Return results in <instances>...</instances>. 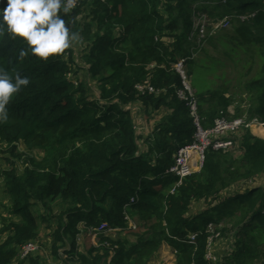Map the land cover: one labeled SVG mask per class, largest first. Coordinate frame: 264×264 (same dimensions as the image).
I'll return each instance as SVG.
<instances>
[{"label":"trees","instance_id":"1","mask_svg":"<svg viewBox=\"0 0 264 264\" xmlns=\"http://www.w3.org/2000/svg\"><path fill=\"white\" fill-rule=\"evenodd\" d=\"M199 9L211 12L212 19L232 14L231 26L197 44L190 34ZM60 14L86 44L87 72L99 77L100 95L91 97L89 82L76 84L69 76L78 69L76 42L47 60L30 52L20 59L27 48L23 40L6 31L0 35V68L13 78L19 73L30 79L9 101V119L0 123V153L8 163L0 171V199H9L0 205V264L39 263L34 252L23 256L22 248L37 240L54 205L60 209L55 228L48 225L53 252L59 257L64 248L70 264H150L164 243L175 252V264H213L206 258L210 222L221 235L226 224L235 230L233 259L216 264L264 261V185L227 193L264 174V137L246 129L234 149L207 150L202 169L174 192L180 178L165 171L196 129L189 106L176 94L182 79L173 63L185 58L191 76L193 66L206 64L196 58L203 49L209 56L207 44L218 51L220 42L219 51L248 74L258 64L249 80L237 82L249 90L241 101L248 103L249 117L264 122V0H79L69 14ZM138 83L161 91L141 93ZM212 87L196 91L206 127L222 111L243 116L242 107L237 105L235 114L234 99L225 94L229 86ZM132 106L140 107L136 117ZM142 113L147 122L155 120L145 151L135 124ZM21 142L26 150L19 151ZM35 149L43 155L35 156ZM132 196L137 200L130 203ZM193 200L209 202V209L193 212ZM126 205L136 230L127 228ZM103 224L122 229L98 233L97 243L80 252L81 232L94 234ZM127 232H135L136 239Z\"/></svg>","mask_w":264,"mask_h":264},{"label":"rangeland","instance_id":"2","mask_svg":"<svg viewBox=\"0 0 264 264\" xmlns=\"http://www.w3.org/2000/svg\"><path fill=\"white\" fill-rule=\"evenodd\" d=\"M193 5V4H192ZM200 10V9H199ZM208 10L201 9L198 12H204L207 13L209 16L211 15V12H206ZM194 14V13H193ZM193 14L191 19H193ZM166 41L169 42V39L167 38ZM231 42V41H230ZM232 44V42H231ZM85 43H83L82 39H80L79 42H76L73 44L75 47V56H76V61L78 65V69L75 71H72L70 73V78H72L76 84L78 82H84L85 81L89 82L88 84L91 85L89 93L91 94V97H99L100 95V81L99 77L92 78L88 75L87 69L89 65L85 62ZM72 46V47H73ZM213 46L207 44L205 48L208 49L209 56H207L203 51L204 49L197 54L196 59H202L206 64H204L202 61V64H198L197 66H193L192 74L190 76V81L192 87L195 89V91H199L201 88L213 86L214 88L218 86H222L225 84V86H229L228 92H225L226 96H231L234 99L233 105H234V110L236 114V106L240 105L243 109L242 115H246L249 117V113L247 112L248 108V103L246 102H241L242 99L247 98L249 94V90L244 87L243 84L238 85V80L239 78H244V80H249L250 76L255 74V71L259 67L258 64H256V68L252 71V74H248V69L241 67H237L235 65V62L227 57L226 55H223L219 50L223 48V45L219 42V50L217 51L212 48ZM230 47H225L224 49H228ZM238 53L242 55V51L240 48L237 49ZM233 56V55H232ZM238 56H233L234 58H237ZM174 64V63H173ZM77 67V66H76ZM74 67V69L76 68ZM215 85V86H214ZM212 87V88H213ZM132 111L136 110L135 117L137 116V111L140 112V107L135 106L131 107ZM134 108V109H133ZM234 110H232L231 114L234 115ZM133 111V112H134ZM139 116L135 120V124L137 126V131L138 134H140V145L142 151H145L148 149L147 146L149 144L145 143V139L147 138V135L151 132L152 129V124L155 122L154 119H151L152 121H146V116L144 113H142V118L140 119L141 115L138 114ZM144 116V117H143ZM145 118V121H144ZM249 118H252L249 117ZM264 128L254 125L253 127L250 128V130L257 136L264 137ZM257 131V132H256ZM256 132V133H255ZM239 144V140L236 139L234 142V145L232 148L234 149L236 145ZM231 148V150H232ZM19 151L26 150V146L23 142L19 143ZM211 149V148H209ZM208 149V150H209ZM225 148H222L224 150ZM230 149V148H229ZM228 149V150H229ZM226 150V151H228ZM34 155L37 157H40L43 155L41 150L35 149L34 150ZM232 154V153H231ZM4 155V154H3ZM0 153V171L4 167L8 165L7 161L5 160V157ZM236 157L241 156V152L235 153ZM155 157V156H152ZM18 168L23 170V164H21V161L17 162ZM243 180V183H237L233 185L230 189H228L227 193H237L239 191H242L245 186L247 185H264V174L262 176H258L256 178H253L251 181ZM2 180L0 178V184ZM242 182V181H240ZM9 199L8 197H4L0 199V205L3 203H8ZM209 202L203 201V200H193L192 203V211L193 212H203L209 209ZM54 211L52 212H47L46 214L48 215V221H41V229L37 240H35L36 244L39 245V248L36 250V252L33 253V256H38L39 257V263L38 264H70L67 262L66 257L67 254L64 252V248L59 249V257H56L53 252V240L49 236L50 233V228L49 224H51L54 228L56 226V218L55 215L58 213L60 208H57L56 205H54ZM42 211L44 209L41 208ZM2 213H4L3 210H0ZM209 214V213H208ZM2 225V221L0 220V227ZM84 224H80V227H83ZM53 228V229H54ZM145 228H139L140 231H143ZM84 232V231H83ZM220 233V231H217L215 233V236L212 240V248L218 250V249H224L221 254L219 261L226 259V260H232L233 258L231 257V252L233 250V245H234V238H235V230L230 226L226 224V229L225 231H222L219 235L217 233ZM133 233L135 232H127V234L130 235L131 239L135 240ZM227 236L226 238H224ZM3 235L1 236V238ZM3 239V238H2ZM98 238L97 234L93 233H88L87 236H84L83 233L81 232L80 234V239L78 241V250L80 252H85L87 247H89L92 243H97ZM165 248L168 250V252H165L161 255V260L159 261L158 264H175V256L173 255V252L171 251L172 249L164 243ZM158 254V253H157ZM17 263V261L15 262ZM14 264V263H13ZM254 264H264L263 260H257Z\"/></svg>","mask_w":264,"mask_h":264},{"label":"built area","instance_id":"3","mask_svg":"<svg viewBox=\"0 0 264 264\" xmlns=\"http://www.w3.org/2000/svg\"><path fill=\"white\" fill-rule=\"evenodd\" d=\"M193 13V31L190 34V39L197 44L204 42L208 34L229 28L233 19L232 14L212 19L204 12L194 11ZM247 16L250 17V15ZM247 16H241L240 18L245 19ZM185 61V58H180L176 63H174V68L182 79V85L176 89V94L179 99L186 101L189 106L190 115L193 118L196 129L193 134L192 141L178 147L173 155V163L165 170L167 173L177 175L180 178L176 183V186L172 188V192H174L175 188L182 183L184 178L195 172H199L202 169L206 158V151L209 148L216 150L222 148H225L224 150H228L229 148L231 149L236 141V137L241 132L246 129H250L254 125L264 128V122L261 121L259 117L255 116L249 118L246 115L234 117L226 115L223 111L219 116L214 118V123L211 126L206 127L203 123L205 118L201 114L200 101L196 96L195 89L191 85L190 75L187 72ZM136 89L141 93L148 91L157 94L161 91L150 83H138L136 84ZM136 200L137 197L132 196L130 203H133ZM124 215L128 223L127 228L129 230H136L138 223L129 215L127 205L124 209ZM121 229V227H110L105 229V224H103L101 227L95 229V234L103 231L114 232ZM208 231L212 233V235L209 237L206 258L208 261L216 264L219 262L220 254L224 249L216 250L215 248H212V240L216 233L214 223L210 222L208 224ZM219 234L220 233L218 232L217 235ZM190 237L195 240L196 235L191 234ZM38 248L39 245L36 244L35 241L31 240L23 246L22 255L25 256L29 252H36ZM173 255H175V252H173Z\"/></svg>","mask_w":264,"mask_h":264},{"label":"clouds","instance_id":"4","mask_svg":"<svg viewBox=\"0 0 264 264\" xmlns=\"http://www.w3.org/2000/svg\"><path fill=\"white\" fill-rule=\"evenodd\" d=\"M78 0H0V35L5 31L21 38L27 45L19 52L22 59L29 52L41 59L58 55L80 41L63 15L76 7ZM30 79L16 73L14 78L0 68V123L9 119L7 106L13 95L28 86ZM79 241V240H78Z\"/></svg>","mask_w":264,"mask_h":264},{"label":"crops","instance_id":"5","mask_svg":"<svg viewBox=\"0 0 264 264\" xmlns=\"http://www.w3.org/2000/svg\"><path fill=\"white\" fill-rule=\"evenodd\" d=\"M256 133V132H255ZM169 246V245H168ZM170 247V246H169ZM171 248V247H170ZM172 251V250H171ZM165 252H168V250L163 245L160 250L158 251V254L155 256V258L150 262V264H158L161 260V255Z\"/></svg>","mask_w":264,"mask_h":264},{"label":"bare ground","instance_id":"6","mask_svg":"<svg viewBox=\"0 0 264 264\" xmlns=\"http://www.w3.org/2000/svg\"><path fill=\"white\" fill-rule=\"evenodd\" d=\"M257 132V131H256Z\"/></svg>","mask_w":264,"mask_h":264}]
</instances>
